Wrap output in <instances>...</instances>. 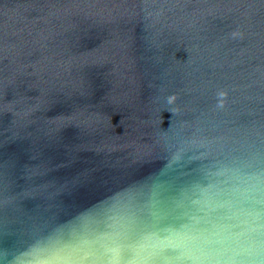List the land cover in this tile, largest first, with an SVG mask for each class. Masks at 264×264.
<instances>
[{"label": "water", "instance_id": "water-1", "mask_svg": "<svg viewBox=\"0 0 264 264\" xmlns=\"http://www.w3.org/2000/svg\"><path fill=\"white\" fill-rule=\"evenodd\" d=\"M0 264H264V0H0Z\"/></svg>", "mask_w": 264, "mask_h": 264}, {"label": "clouds", "instance_id": "clouds-1", "mask_svg": "<svg viewBox=\"0 0 264 264\" xmlns=\"http://www.w3.org/2000/svg\"><path fill=\"white\" fill-rule=\"evenodd\" d=\"M221 95L223 96L224 94L222 93Z\"/></svg>", "mask_w": 264, "mask_h": 264}]
</instances>
